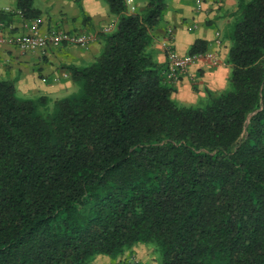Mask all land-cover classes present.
Here are the masks:
<instances>
[{
  "label": "trees",
  "instance_id": "1",
  "mask_svg": "<svg viewBox=\"0 0 264 264\" xmlns=\"http://www.w3.org/2000/svg\"><path fill=\"white\" fill-rule=\"evenodd\" d=\"M103 1L117 20L68 66L78 92L50 109L0 78V264H122L142 244L156 264H264V0H237L227 87L191 105L153 47L168 0Z\"/></svg>",
  "mask_w": 264,
  "mask_h": 264
},
{
  "label": "crops",
  "instance_id": "2",
  "mask_svg": "<svg viewBox=\"0 0 264 264\" xmlns=\"http://www.w3.org/2000/svg\"><path fill=\"white\" fill-rule=\"evenodd\" d=\"M133 2L141 6L144 0ZM33 3L41 11V31L61 28L85 32L91 38L86 48L62 44L24 53L13 44L0 47V78L14 81L18 92L27 98L46 96L54 101L73 93L76 86L68 66L83 67L92 63L101 46L97 32L105 30L115 19L103 0H82L83 9L89 16L87 21H84L83 11L74 0H33ZM17 10V0H0V24L12 25L14 32L20 30L22 22ZM237 10V0H203L201 9L197 7V0H168L165 20L154 30L153 47L158 61L167 63L166 45L172 46L179 55H185L197 39L208 42L206 52L213 57L193 61L188 72L175 83L177 91L173 98L177 101L193 104L206 95V88L221 92L227 87L231 74V66L227 62L231 44L229 37ZM168 30L173 36L171 40ZM54 77H58V81H54ZM117 263L118 259L113 260L106 255H99L92 262Z\"/></svg>",
  "mask_w": 264,
  "mask_h": 264
},
{
  "label": "built area",
  "instance_id": "3",
  "mask_svg": "<svg viewBox=\"0 0 264 264\" xmlns=\"http://www.w3.org/2000/svg\"><path fill=\"white\" fill-rule=\"evenodd\" d=\"M131 12L135 11L136 5L133 0H127ZM203 0H197V7L201 9ZM16 13L22 18L20 30L14 32L12 25L0 24V47L6 44L17 46L21 52L27 53L44 49L49 46H59L62 44L76 45L81 48L89 46L91 38L85 32H70L61 28H53L48 31H41V20L39 17L26 18L22 10L18 9ZM171 32V31H170ZM172 37V35H171ZM172 45V44H171ZM167 54V78L174 84L177 83L183 75H185L190 65L196 58L206 57L212 59V54L209 52L198 53L195 55L185 54L179 55L176 50L170 45H166ZM68 77V74L65 73ZM58 77H54V81H58ZM127 264H138L134 257H130Z\"/></svg>",
  "mask_w": 264,
  "mask_h": 264
},
{
  "label": "rangeland",
  "instance_id": "4",
  "mask_svg": "<svg viewBox=\"0 0 264 264\" xmlns=\"http://www.w3.org/2000/svg\"><path fill=\"white\" fill-rule=\"evenodd\" d=\"M114 17V21H113V23L111 22L109 25H107V27L105 28V30H103V31H110L113 27H114V25H115V22H116V17L115 16H113ZM171 32L168 30V38L171 40L172 39V37H171ZM78 90H79V87L77 88H75L74 89V91L73 92H78ZM20 94V93H19ZM21 96H23V97H27V96H24V95H22V94H20ZM29 98V97H28ZM31 98H37L36 96L35 97H31ZM61 98H63V97H61ZM202 97H200L195 103H193V104H197L199 101H200V99H201ZM55 101V100H54ZM54 101H53V99H51V100H49V105H48V107L50 108V109H52L53 108V104H54ZM183 104H186V103H183ZM188 105H191V104H188ZM130 257H134L136 260H137V262H138V264H156L157 263V260H158V255H157V253L155 252V250H154V247L153 246H151V245H144V244H142V245H139L138 247H136L132 252L131 251H128V252H126L125 254H124V256H122L121 257V261L120 262H122V264H123V261H124V263L125 264H127V261H128V259L130 258ZM119 261V260H118ZM117 264H120L119 262L117 263Z\"/></svg>",
  "mask_w": 264,
  "mask_h": 264
}]
</instances>
